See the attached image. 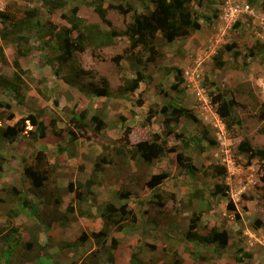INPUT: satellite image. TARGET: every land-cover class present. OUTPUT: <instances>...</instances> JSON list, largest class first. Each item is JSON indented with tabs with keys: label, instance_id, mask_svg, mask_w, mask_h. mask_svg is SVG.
<instances>
[{
	"label": "rangeland",
	"instance_id": "374dc122",
	"mask_svg": "<svg viewBox=\"0 0 264 264\" xmlns=\"http://www.w3.org/2000/svg\"><path fill=\"white\" fill-rule=\"evenodd\" d=\"M126 1L132 3L139 12L149 11L148 0H105L107 20L111 22V28L125 29L130 21V14L124 15L115 8L120 3L127 7ZM198 1L202 0L194 2L199 3ZM95 2L96 0H72L70 6L80 5L81 12L88 17L87 22L99 23L107 30L110 25L104 23L95 11ZM203 2L198 11L209 18L202 22L203 27L199 31L190 37H180L171 44H167L159 34L157 59L147 66L144 72L145 82L141 83L137 91H123L126 82L136 76L135 67L127 59L119 62L114 60L116 56L123 55L129 46L126 38H118L115 43L103 48L89 47L76 54V65L93 71V74L85 76L82 83L93 81L97 87L102 88L105 86L104 80H107L111 96L92 97V102L88 105L91 106V114L97 112L93 107L99 109L108 123L106 128L95 130V126L87 120L89 126L84 129L76 128L75 131L83 141L97 147L96 150H91L89 156L94 154L98 161L105 156L112 157L117 162L120 159V149H124L129 157L132 145L141 141H153L155 135L159 136V141L167 140V146L173 152L146 164L144 169L142 164L133 159L134 166L125 169L127 186L124 187H129L136 176L138 187L142 190L151 189L160 198L173 196L169 192L163 194L166 185L185 191L181 196L189 204L183 206L177 203L174 208L189 206L191 211L188 226L179 230L184 236L186 253L193 252L198 244L187 236L190 232L207 236L212 230H216L228 233V244L226 247L212 245L213 249L221 252L211 253L208 249L203 258L205 262L213 263L216 260L220 264H264V170L258 158H249L239 151L244 138L251 141L254 147H264V100L259 87V79L264 77V37L260 36L264 29L260 27L257 18L255 21L248 19L245 23L238 22L231 28L222 29L217 0ZM251 2L260 9L259 0ZM32 8L37 10L36 19H40L42 23L52 21L58 27L67 24L61 19V14L70 8L59 10L53 16L48 14L45 0H0V11H8L19 18ZM2 26L0 20V29ZM30 38L31 45L36 48L29 56L21 58L26 70L20 71V75L25 80L24 93L35 94L29 98L31 110L21 105L15 117H24L32 111L42 109V118L53 116L59 119L61 127L69 130L71 109L81 107L76 93L80 89L62 79V74L66 73L64 70L57 76L54 67L41 64L47 54L56 56V50L52 48L54 42L51 43L52 47L42 48L35 35ZM227 45H232L233 48L227 50ZM0 48L4 49L9 59L7 64L0 60V75L14 78L15 44L0 37ZM221 51L226 62L223 68H219L214 60ZM195 66H199L201 73L199 88L203 92L202 96H198V89L185 77V70ZM39 88L50 97L39 92ZM221 92L235 101V111L240 119L239 122L231 121L230 127L218 115V104L214 102V95ZM14 95V92L1 90L0 101L11 100L17 106L18 101ZM140 98L144 101L142 105L139 104ZM170 103L190 109L196 118L183 116L171 128L165 123L167 114H156L148 121L147 116L152 107L160 110ZM10 111L14 109L0 107V119H4L0 123L1 127L8 126ZM123 114L128 117L126 121H122ZM128 127L131 129V145H125L124 141ZM67 137L71 138V135L67 133ZM71 149L69 151L74 148ZM97 151L100 154H96ZM179 153H183L185 160L179 159ZM68 159L69 157L63 159L68 164L60 175L62 186H56L55 189L58 195H67L69 188L66 186L73 181L76 182V188H80V183L81 189L86 187L87 178L83 173L86 165L80 168L74 159L72 162ZM187 165L192 170L185 169ZM218 166L226 167L227 172L219 174ZM163 172L169 177L151 188L153 176ZM113 181L114 177H111V183ZM69 197L68 195V199ZM129 197H120V203L126 202ZM21 200H24L23 197ZM193 217L196 219V228L191 227ZM176 258L181 261L177 252Z\"/></svg>",
	"mask_w": 264,
	"mask_h": 264
},
{
	"label": "trees",
	"instance_id": "16d2710c",
	"mask_svg": "<svg viewBox=\"0 0 264 264\" xmlns=\"http://www.w3.org/2000/svg\"><path fill=\"white\" fill-rule=\"evenodd\" d=\"M45 1L48 14L53 16L57 15L59 10H68V8H70L67 12L61 14V19L67 22L66 25L64 24V26L58 27V25L52 21L42 23L40 19H36L38 12L33 8L25 11L20 18L8 11H0V20L3 25L0 29V37L4 41L14 43L16 48V55L13 60L16 73L14 78L0 75V91L8 90L14 92V97L18 101V105L24 104V89L26 88L25 80L20 75V71H25V69L20 62V58L29 56L33 49L36 48L30 43L31 35H35L42 48H46L54 42L53 47L52 45L50 47L55 48L56 56L53 57L47 54V57L43 59V62L41 61V64H49L54 67L57 76L61 75L63 70L66 72L65 75L62 74V79L73 87H79L81 101H77L81 107L71 109L69 130L65 129L63 126L61 127L59 119L53 118V116H49L44 120L41 115L44 112L42 109L40 110L41 112L32 111L28 113L26 116L19 118L13 125H8L6 127H1L2 125H0V170L2 165L5 164V155L1 153V151L6 150L5 144L7 142L16 141L20 136L28 137L32 140L53 136L57 138L55 144H57L58 150L63 152L65 150H72L69 144L72 143V140L78 138L75 130L76 128L84 129V127L89 126L87 120L95 126V130H102L108 126V123L105 121V118L101 116L97 107V112L91 114V106H88L90 104L85 106V103L88 102L87 98L111 96L108 81L104 80L105 86L102 88L97 87L93 81L88 84L82 83L85 76L93 74V71L83 66L76 65L75 59L77 53H82L89 47L103 48L112 45L118 38H126L129 42V46L125 49L123 55L116 56L114 60L119 62L122 59H127V61L135 67L136 76L127 81L123 88L125 92H134L140 88L142 82H145L144 72L147 66L154 63L157 59V39L159 34H161L167 44H171L180 37L192 36V34L203 27L202 22L209 18L198 11V8L202 7L204 0L198 1L199 3H195V0H148L149 11L147 12H139L132 3L126 1L127 7L120 3L115 6V8L120 10L124 15L130 14L131 19L127 23L125 29H117L115 27L111 28L112 24L107 20V6L104 5L105 0H96L93 6L95 11L99 14L104 23L110 25L109 29L106 30L99 23L87 22L86 18L88 17L81 12L80 5L70 6L72 0ZM259 1L261 2V7L264 8V0ZM218 11L220 16L219 8ZM226 48L227 50H231L233 46L227 45ZM223 54L224 53L221 51L214 58L219 68H223L226 64ZM0 60L3 64L9 62L3 48H0ZM38 90L43 95L49 96L43 89L39 88ZM10 101H0V107H6L9 110L13 109L14 105L12 101ZM139 102L141 105L144 104L141 98ZM214 102L218 104V115L223 120H226L228 127L231 126V121H240L235 111V101L229 99L224 92L215 94ZM161 113L167 114L165 123L169 128H171L172 125L178 124L179 119L183 116L196 118L192 115L190 109L170 103V105H166L160 110H156L152 107L147 116L148 121H151L156 114ZM14 118L15 112L10 111L8 119L13 120ZM125 119H128V117L123 114L122 121ZM122 121L120 123L124 125ZM170 132L173 131L170 129ZM67 133L71 135V141H69L68 144L63 141L66 139ZM130 133L131 129L129 127L126 128L124 135L125 145H131ZM205 137L207 138V136ZM167 142V140L159 141V136L155 135L153 141H141L132 145V148L129 150L130 156L132 159L142 164V169H144L146 164L149 165L156 159L173 152L172 148L167 146ZM210 143H213L212 140H210ZM239 151L249 158H258L264 170V147H254L251 141L244 138L239 145ZM122 152L127 153L124 149L121 150V153ZM178 156L181 161L185 160L183 153H179ZM48 165L46 154L43 151H39L36 157V163L26 166L24 169L25 176L32 182L36 190H40L45 185V182L49 180L50 171ZM100 168L101 166L97 163L93 175L97 176ZM185 169L192 170L188 165L185 166ZM218 169L219 174L227 172V168L224 166H218ZM168 177L169 175L166 172L154 175L153 180L150 182L151 188L161 184ZM93 182H96V179L88 180L85 186L90 187ZM80 185L82 186V183L79 184V187ZM68 188L69 190H75L77 198L82 199L83 195L78 188L74 187V183H71ZM1 192H3V195H0L2 196L0 199L1 210L3 213H7L8 216L15 217L18 213L10 207V203H14L21 191L18 188L11 187L3 188ZM126 196L127 192H123L120 197L124 198ZM154 197L157 198V194H155ZM68 210L73 211L74 207L69 205ZM88 216L92 217L93 215L89 214ZM101 217L104 221L103 228L91 234V237L98 246L97 251L92 255L94 257L98 256V253H105L108 256V261L114 262L113 253L114 250L118 248L119 242L113 236V233L120 230L127 222L137 221V214L135 210L130 207L128 201L120 203L119 205L114 201H107L103 205ZM191 227H197L194 217L191 219ZM187 236L199 243H204L207 247L211 244H218L220 247H226L229 241L227 232L216 230H212L207 236H200L197 233L192 234L191 232ZM89 237L87 233H83L80 240L86 241ZM2 239L5 240L6 236H3ZM176 264H182V261L176 260Z\"/></svg>",
	"mask_w": 264,
	"mask_h": 264
},
{
	"label": "crops",
	"instance_id": "0c3cea01",
	"mask_svg": "<svg viewBox=\"0 0 264 264\" xmlns=\"http://www.w3.org/2000/svg\"><path fill=\"white\" fill-rule=\"evenodd\" d=\"M20 62L26 68L21 58ZM34 75L39 77L36 72ZM60 83L63 81L60 80ZM76 93L77 100L81 101V92ZM33 94L35 93H24L23 106L27 110H31L28 102ZM90 99L92 100L87 98L85 106L92 102ZM20 106H14L15 113ZM93 108L97 111L96 107ZM20 117H15V121L9 120L8 125H13ZM3 121L4 119H0V123ZM68 138L70 137L66 136L63 140L67 144L71 141ZM56 141L57 138L53 136L38 140L20 136L14 142H7L6 150L1 151L5 155V164L0 170V190L15 187L21 192L14 203H10V207L18 213L15 217L8 216L0 208V264H176V252L182 264H220L216 260L213 263L203 260L208 249L211 253L217 251L212 247L214 244L207 247L198 242L197 249L190 253L185 252L184 236L179 230L188 226L191 211L189 206L186 209L174 208L177 203L183 206L189 204L181 196L185 193L184 190L166 185L163 194L169 192L173 196L156 198L151 189L142 190L138 187L136 176L129 187H124L127 183L125 169L134 164L132 165V157L121 153V149L117 162L112 157L105 156L98 161L94 154L89 156L91 150L94 151L97 147L86 143L83 138L72 140L69 147L74 148L73 151H59ZM39 151L46 154L50 173L45 185L36 190L25 176L24 169L36 163ZM96 154L100 153L97 151ZM68 157L69 162L74 159L80 168L86 165L83 173L87 181L96 179L90 187L81 189L80 185L78 190L83 195L82 199L77 198L75 190H69L67 195H58L55 190L56 186H62L60 175L68 164L63 159ZM97 163L101 168L95 176L93 172ZM111 177H114L113 183ZM125 190L130 196L127 201L137 214V221L127 222L113 233L119 242L113 253L114 262H109L105 253H98V256L93 257L92 254L97 251L98 246L91 234L103 228V205L107 201H114L119 205L120 196ZM69 205L74 207L73 211L68 210ZM89 214L93 216L89 217ZM83 233L90 236L86 241L80 240ZM3 236H6L5 240L2 239Z\"/></svg>",
	"mask_w": 264,
	"mask_h": 264
},
{
	"label": "built area",
	"instance_id": "2783aa9c",
	"mask_svg": "<svg viewBox=\"0 0 264 264\" xmlns=\"http://www.w3.org/2000/svg\"><path fill=\"white\" fill-rule=\"evenodd\" d=\"M218 8L220 10V21L222 29L231 28L238 22L245 23L248 19L257 18L259 20L260 27L264 29V8L257 7L250 0H217ZM263 38L264 33H260ZM210 48H213L210 45ZM185 77L190 81L193 86L198 89V96H202L203 92L200 90V78L201 73L199 66L190 67L185 70ZM259 87L264 100V77L259 79ZM207 99L204 96V101Z\"/></svg>",
	"mask_w": 264,
	"mask_h": 264
}]
</instances>
